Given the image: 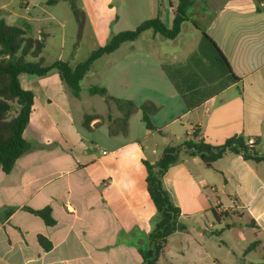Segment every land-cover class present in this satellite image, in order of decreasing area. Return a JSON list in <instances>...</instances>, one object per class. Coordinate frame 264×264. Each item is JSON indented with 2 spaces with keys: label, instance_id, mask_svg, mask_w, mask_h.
<instances>
[{
  "label": "crops",
  "instance_id": "crops-1",
  "mask_svg": "<svg viewBox=\"0 0 264 264\" xmlns=\"http://www.w3.org/2000/svg\"><path fill=\"white\" fill-rule=\"evenodd\" d=\"M97 1L81 0L96 39L104 35L107 43L113 22L119 16L112 6L114 0H105L102 12L93 5ZM263 1L256 0L258 12H264L260 6ZM231 2L193 0L187 22L194 27L191 38L197 33L207 34L239 80L222 90L218 75L208 80V100L198 108L187 110L162 70V65L168 64L158 62L157 67L169 81L168 90L175 91L183 110L179 118L162 126L152 123L156 130L144 125L139 136L132 135L135 114L129 120L126 136H110L108 116L119 118L111 113L116 107L106 103L108 113L101 114L83 104L82 84L88 74L82 80L79 97L64 86L56 71L39 78L20 76L22 87L35 96L30 123L24 132L30 148L10 173L0 168V264H141V252L149 248V235L157 219L148 192L144 160L156 163L162 156H158L160 150L195 141L196 132L213 146L223 145L232 137H242L259 155H264V18L256 17L257 20L245 24H240V16L227 20L231 14L240 15V10H236L239 8L231 6ZM176 6L170 0L172 13ZM47 7V1L43 0L36 3L0 0V20L27 29L35 38L45 34L46 49L50 34L37 23L55 18ZM157 8V3H153L152 11ZM210 12L216 16L211 18ZM205 26L219 30L218 36L210 34ZM162 38L153 34L151 41L159 44ZM202 39L198 38L197 44L205 47ZM126 44L95 64L116 54ZM197 50L195 46L175 55L170 65L183 69L182 64ZM248 50L252 52V61L257 63L252 68L245 61ZM203 51V56L213 57L207 47ZM132 55L130 52L129 57ZM144 56L146 59L139 61L140 66L149 62L150 54ZM59 59L66 61L62 56ZM205 62L201 65L206 66ZM69 63L72 67L77 65ZM182 74H179L182 81H207L206 74L199 70ZM141 77V82L149 81L147 75ZM141 85L144 87L138 91L140 95L148 92L147 85ZM154 103L160 112L164 105ZM86 115L101 117L90 122V130L84 127ZM163 184L181 211L179 224L184 230L169 237L159 264H221L207 233L219 227L222 230L219 238L233 250L226 237L232 241V236L227 234L235 226L226 228L227 221H218L214 212L244 216L253 230V242H247L241 254L248 258L255 252L246 253V249L259 242L255 249L260 247L262 254L257 264L264 262V162L246 161L242 155L228 153L208 168L199 156L183 150L179 160L165 173ZM46 208H50L55 221L52 226L30 212V209ZM9 211L12 213L5 218ZM210 211L212 220L208 218ZM186 217L198 218L196 224H203L205 230L199 233L188 227L184 222ZM40 236L51 244L50 250L40 244Z\"/></svg>",
  "mask_w": 264,
  "mask_h": 264
},
{
  "label": "trees",
  "instance_id": "trees-1",
  "mask_svg": "<svg viewBox=\"0 0 264 264\" xmlns=\"http://www.w3.org/2000/svg\"><path fill=\"white\" fill-rule=\"evenodd\" d=\"M58 0H47L48 5L57 4ZM193 5V0H178L173 11V21L171 28H168L162 20L159 12L154 18L141 22L134 30L122 31L103 46L95 49L89 57L75 67L68 61L57 60L51 65H45L43 51L47 36L42 34L40 38H35L28 34V30L19 26L6 23L0 20V168L6 174L14 168L17 160L30 148L28 141L24 138V132L30 123V117L34 105V93L22 87L20 76L23 74L36 77H44L56 71L64 86L75 96L79 97L81 83L85 76L92 70L93 65L100 58L110 55L118 50L125 43H132L146 31L151 30L154 34H159L166 40L178 38L182 31V26L189 20V10ZM78 21L81 20L76 9L73 7ZM81 22V21H79ZM204 35L205 42L211 46L213 57L203 56L202 52H196L183 63V69H177L171 65H162V70L171 82L172 86L179 94L187 110L200 107L208 100L209 81L217 75L221 80V90L237 82L236 77L223 53L215 42L207 35ZM206 61L205 65L201 64ZM201 71L206 74L207 81L197 80L194 83L182 81L179 74L184 72ZM209 80V81H208ZM91 95L103 97L108 105H114L121 113V117L113 119L108 116V133L110 136L123 135L128 133L130 118L141 110L142 121L146 127L156 130L151 122V117L159 112V107L151 101L144 102L137 106L131 100H125L108 95L103 87L91 86ZM98 115H86L84 127L90 130V122L100 119ZM99 124V123H97ZM195 141L186 142L183 146L167 147L161 158L154 164L143 161L148 171L147 187L149 195L157 210V219L152 232L149 235V248L142 251L141 264H159L160 257L164 254L169 237L177 231H183L184 227L179 224L181 211L172 201L171 195L165 189L163 177L168 169L179 160L181 151H191V155L199 156L203 163L211 168L213 163L223 158L228 153L242 155L246 161L264 162V155H259L253 146L247 145L242 137H232L223 145L213 146L199 138V133H194ZM30 212L41 217L48 226L55 224L50 208L43 210H32ZM12 212L6 213L8 218ZM218 221H227L234 214L228 212H214ZM1 219V218H0ZM226 228H230L226 224ZM39 242L45 250L51 249V244L42 236ZM259 242H254L246 249V253L254 250ZM261 264H264L261 263Z\"/></svg>",
  "mask_w": 264,
  "mask_h": 264
},
{
  "label": "rangeland",
  "instance_id": "rangeland-1",
  "mask_svg": "<svg viewBox=\"0 0 264 264\" xmlns=\"http://www.w3.org/2000/svg\"><path fill=\"white\" fill-rule=\"evenodd\" d=\"M21 0H16L19 3ZM35 3L42 0H33ZM47 1V0H43ZM59 1V0H58ZM105 0H98L96 4L97 10H103ZM155 2L158 8L152 11V5ZM173 4H178V0H171ZM38 5V4H37ZM236 10H240V15L229 16L227 20H236L240 16V24H245L257 20L256 17L264 18V12H258L255 9L256 0H232L230 3ZM112 6L115 8L118 14V21H114L112 29H110L112 35H116L122 31L134 30L141 22L148 19L154 18L159 12L161 13L162 20L168 28H171L173 21V13L170 9V0H114ZM74 7L81 18V22L78 21L76 14L73 11ZM37 11L39 7L36 6ZM47 11L54 15L55 18H49L45 21L37 23L38 26H43L45 32H49L50 37L48 39L47 47L43 52V58L45 65H51L59 59L60 56L72 64H78L84 62L89 55L95 49L105 45L104 35L100 39H96L93 24L91 20L86 18L84 4L81 0H60L55 5H48ZM102 12V11H101ZM85 13V14H84ZM153 14V15H152ZM215 13L210 12L211 18L215 17ZM48 16V15H47ZM212 20V19H211ZM185 23L183 26L182 33L179 38L174 40L163 39V42L159 44H153L151 36L154 34L151 30L144 32L137 42L125 43L126 45L116 54L108 56L100 62L93 65L92 70L88 73L85 78L82 89H83V104L96 112L101 114L108 113V106L104 101V98L97 95L91 96L86 89L89 86L103 87L107 90L108 95L117 97L120 99L131 100L138 107L146 101L154 100L164 105L160 110L159 114L155 117H151V122L155 126H162L174 118H179L180 112L183 110V104L179 100L175 91L171 88L168 90L169 81L157 67V63L170 65L175 55H180L183 52L190 51L193 47H198V52H202L205 47L211 48L204 40V35L197 33L194 38H191V33L195 32L194 27ZM204 26V25H203ZM214 36H218V31L215 27L205 26ZM158 37H162L159 34H155ZM204 42L205 47H201L197 44L198 38ZM64 38V41H63ZM110 38V39H111ZM109 39V40H110ZM108 40V41H109ZM210 51H212L210 49ZM130 52H133L132 57H129ZM163 52L166 55H163ZM150 54V59L147 65L140 66L139 61L146 59L144 54ZM246 65L248 68L253 67V63L257 66V63L252 61V52L248 50L246 53ZM264 72V70H263ZM147 75L149 78L148 82H141L142 77ZM159 76V79H158ZM34 78H39L32 76ZM160 77L161 80H160ZM163 80V82H162ZM163 83V84H162ZM141 84L147 85L148 92L139 94L142 87ZM165 84V85H164ZM167 85V87H166ZM169 91V92H168ZM153 102V103H154ZM157 105L156 103H154ZM111 113L115 116L120 117L121 113L113 108ZM106 116L103 117V122L106 121ZM143 113L138 110L132 118V135L139 136L140 129L144 127L142 121ZM179 125V121L176 123ZM102 131V130H100ZM104 131V130H103ZM163 153L160 150L158 156ZM208 218L211 220L213 216L211 211ZM198 218L186 217L184 222L188 227L194 228L196 232H203L205 227L203 224L197 225ZM230 228L235 226L233 230L227 234L232 236V241L226 237V240L231 244L233 250L230 247H226L219 238V234L222 232L219 227L216 226L212 232L207 233V239H209L213 245V253L219 258L221 264H257L261 260L260 255L262 254L261 248L253 250L255 253L250 255L248 258L241 254V248L247 246V242H253V230L247 226V222L244 216H233L227 220ZM219 229L216 230V229ZM224 229V228H223ZM225 231V229H224ZM245 257V258H244Z\"/></svg>",
  "mask_w": 264,
  "mask_h": 264
},
{
  "label": "built area",
  "instance_id": "built-area-1",
  "mask_svg": "<svg viewBox=\"0 0 264 264\" xmlns=\"http://www.w3.org/2000/svg\"><path fill=\"white\" fill-rule=\"evenodd\" d=\"M260 6L264 9V1L260 4Z\"/></svg>",
  "mask_w": 264,
  "mask_h": 264
}]
</instances>
